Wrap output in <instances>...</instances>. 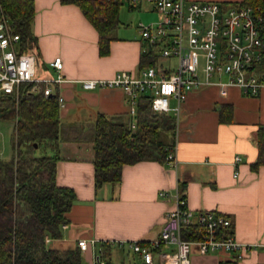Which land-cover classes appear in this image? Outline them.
I'll list each match as a JSON object with an SVG mask.
<instances>
[{"label": "crops", "instance_id": "crops-1", "mask_svg": "<svg viewBox=\"0 0 264 264\" xmlns=\"http://www.w3.org/2000/svg\"><path fill=\"white\" fill-rule=\"evenodd\" d=\"M238 2L240 0H214ZM123 2V1H122ZM32 31L36 36V76L55 77L49 64L62 60L65 80L54 86L64 98L62 121L85 123L98 113H128L130 96L119 87L80 86L79 79L110 78L118 70L140 74L144 40L138 24L158 12L148 3L119 8V24L106 53H100L98 33L72 0H33ZM37 66H43L37 75ZM46 73V74H45ZM48 73V74H47ZM222 105H225L222 107ZM173 115L172 111H169ZM264 87L248 94L233 84H212L190 90L182 101L174 127L177 164L143 159L125 164L117 184H93L94 148L91 141H61L56 165V183L72 187L75 199L62 225V236L45 241L68 248L85 239L79 264H96L100 244L109 243L112 264H141L140 256L121 241L156 238L165 216L173 208L176 190L192 210V223L201 211H213L230 221L231 235L255 244L241 258L235 252L217 249L199 254L192 244L190 264H264ZM239 156V160L235 157ZM2 157V156H0ZM9 157V156H8ZM7 158V157H4ZM167 190L168 196L158 192ZM156 258V251L153 252Z\"/></svg>", "mask_w": 264, "mask_h": 264}, {"label": "trees", "instance_id": "trees-1", "mask_svg": "<svg viewBox=\"0 0 264 264\" xmlns=\"http://www.w3.org/2000/svg\"><path fill=\"white\" fill-rule=\"evenodd\" d=\"M98 33L100 53H106L119 24V0H72ZM238 4H261L264 0H240ZM11 30L19 36L18 52H36L32 31L35 15L33 0H0ZM155 61L148 46L140 56V65ZM35 87V88H34ZM44 84L22 81L18 94L0 91V119L12 123L9 157H0V264H79L80 247L56 248L45 237L58 239L68 211L76 197L72 187L56 183V165L61 141H91L94 148L93 184H117L123 165L143 159L165 158L172 147L175 118L169 112L151 107L147 93L136 97L134 128L128 113L106 115L85 123H66L59 113L58 92L45 95ZM225 105H222V107ZM184 238H199L198 224L182 227ZM217 237L231 234L230 224L217 228ZM109 243L100 244L96 264L110 261ZM136 253V252H135ZM139 255V253H137ZM219 264H236L235 260Z\"/></svg>", "mask_w": 264, "mask_h": 264}, {"label": "built area", "instance_id": "built-area-1", "mask_svg": "<svg viewBox=\"0 0 264 264\" xmlns=\"http://www.w3.org/2000/svg\"><path fill=\"white\" fill-rule=\"evenodd\" d=\"M128 4L145 2L159 14L155 21L139 22L140 37L146 43L142 52L153 48L155 61L142 66L138 76L118 70L110 78L79 79L84 89L99 87L122 88L130 96L128 114L134 128L136 97L139 92L151 98V107L157 112L172 111L176 120L182 101L190 90L212 84H233L248 94H256L264 87V6L237 4L226 7L214 0H119ZM19 36L12 32L8 17L0 5V91L18 94L22 81L44 84L45 95L53 92L65 78L59 72L62 60L56 56L49 62L57 71L55 77L36 76L37 57L34 52H18ZM174 60V62H172ZM165 61V62H164ZM35 88V87H34ZM59 106L65 105L58 94ZM173 101V103H172ZM264 130V124H262ZM240 157L236 156L235 160ZM175 167V143L165 156ZM161 196H168L162 189ZM173 208L165 216L159 235L149 241L125 240L127 247L139 253L141 264H190L192 244L199 254L224 249L241 258L244 250L255 244L243 243L231 234L217 237V228L229 225V219L213 211H201L198 224L199 238H184L183 226L192 223L193 212L186 207L185 198L174 192ZM48 237H45V241ZM80 249L87 241L77 239ZM156 251V258L153 252ZM100 264H104L102 260Z\"/></svg>", "mask_w": 264, "mask_h": 264}, {"label": "rangeland", "instance_id": "rangeland-1", "mask_svg": "<svg viewBox=\"0 0 264 264\" xmlns=\"http://www.w3.org/2000/svg\"><path fill=\"white\" fill-rule=\"evenodd\" d=\"M237 4H238L237 2H227L225 6L229 7L230 5H237ZM157 18L158 16L156 14H153L152 16L143 17L142 21L148 23L150 21L157 20ZM172 62H174V60H172ZM43 70H44L43 66H37V75H41ZM11 132H12V123L8 120L0 119V156L2 157H8L12 153V149L10 145Z\"/></svg>", "mask_w": 264, "mask_h": 264}]
</instances>
